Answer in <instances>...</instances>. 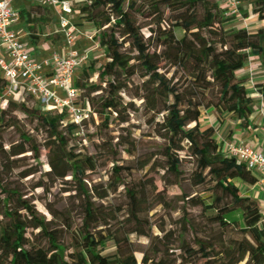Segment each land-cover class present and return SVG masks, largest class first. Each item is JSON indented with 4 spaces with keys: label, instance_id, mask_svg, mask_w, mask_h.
I'll return each instance as SVG.
<instances>
[{
    "label": "trees",
    "instance_id": "trees-1",
    "mask_svg": "<svg viewBox=\"0 0 264 264\" xmlns=\"http://www.w3.org/2000/svg\"><path fill=\"white\" fill-rule=\"evenodd\" d=\"M247 2L251 13L263 23L255 33L226 29L232 17H225L227 9L216 0H82L77 7L73 6V24L78 28L88 24L95 29L98 46L107 56V62L97 71V84H88L92 65L74 77L80 103L92 112L90 121L99 119L106 124L109 112L116 111L115 97L124 93L128 81L137 77L140 84L133 98L142 100L154 117H162L157 124L164 142L160 154L165 161V172L174 179L172 184L178 186L183 176L180 167L185 159L180 153L185 151L193 160L190 184L205 187L204 193L210 194L207 197L211 198L210 203L198 195L179 196L181 213L186 214V206L199 208L204 215L211 213L208 220L214 218L223 230L231 227L241 234L239 240H216L214 229L203 231L188 215H183L178 237L187 260L181 264H191L198 254L204 264H264V229L259 225V204L244 196L236 184L252 186L257 178L218 149L217 127L202 128L198 122L203 111L211 110L219 120L218 127L223 124L220 117L226 114L240 122V127L249 123L252 99L245 80L238 79L236 73L251 58L258 59L264 68V0ZM47 14V7L35 4L25 15L31 23L32 16H39L35 20L40 21ZM176 15L182 17L171 22L169 16ZM138 18L147 23H138ZM145 28L149 33L147 38L142 34ZM176 29L183 32L179 39ZM165 67L173 70L171 75L170 71L163 72ZM103 84L105 88L101 89ZM4 87L0 75V97ZM255 89L264 98V82ZM100 91L101 95L90 98V94ZM9 104L16 107L13 102ZM6 113L0 109V128L10 126L4 123ZM34 113L50 141L47 158L51 175L56 179L70 175L82 185L85 173L95 169L96 161L93 156L76 155L69 148V139L77 136V127L63 122V114L43 112L39 107ZM90 121L83 124V130ZM22 139L28 145L12 146L7 153L0 149L4 154L0 164L6 170L17 168L16 159L10 158L30 153L34 160L39 159L38 149L30 143V138L22 136ZM117 169L113 168L115 174H119ZM120 184L117 177L115 186ZM121 186L125 188L127 214L137 224L141 221L145 188L132 189L125 183ZM80 190L83 226L73 232L66 245L62 231L49 228L35 207L5 185L0 175V211L5 220L0 221V264H168L166 258L155 260L147 253L137 262L136 251L127 239L138 232L136 229L107 235L92 231L103 224L107 215L101 205L95 204L90 191L81 187ZM98 199L102 200L103 196ZM27 230L37 231L34 239L39 241L27 239ZM186 234L195 236L196 249L186 243ZM109 242L115 251L104 255Z\"/></svg>",
    "mask_w": 264,
    "mask_h": 264
},
{
    "label": "rangeland",
    "instance_id": "rangeland-1",
    "mask_svg": "<svg viewBox=\"0 0 264 264\" xmlns=\"http://www.w3.org/2000/svg\"><path fill=\"white\" fill-rule=\"evenodd\" d=\"M82 0L72 1L74 6H78ZM222 6L224 0H216ZM227 2H225L226 4ZM238 16L234 17L227 13L225 17L232 19L225 25L226 29L239 30L245 29L249 33H255L263 25L251 13V7L247 0H237ZM227 5V4H226ZM227 6L224 7L226 9ZM229 11V10H228ZM182 15L169 16L171 22L181 18ZM138 23L145 24L144 20L138 18ZM88 24L83 28L89 31ZM164 27L166 25L164 24ZM142 34L147 38L149 36L147 28L142 30ZM183 32L175 30V35L179 39ZM81 50L84 52L97 45V48L90 51L87 60L77 71L76 76H80L82 71L92 65L89 85L97 84V71L107 62V56L103 48L98 46L96 38L93 42L86 43L84 38L80 39ZM94 44V45H93ZM75 47V45H74ZM75 50V49H74ZM254 62H251L253 64ZM248 68L249 66L245 65ZM264 69V68H263ZM170 71L165 67L163 72ZM252 82L248 83L249 77L245 76L247 90L257 84L264 82V72L262 68L252 67ZM173 70L170 71L171 75ZM241 73L236 74L240 79ZM140 80L135 77L128 81V89L124 93H119L115 97L117 108L115 112H109L108 120L103 124L101 120L94 119L89 122L82 136L71 137L69 139V148L76 155L93 156L95 158V169L85 173L82 185L72 179L70 175L62 179H56L51 175L48 165V148L50 141L48 134L42 128L37 120L34 111L38 105L28 96H22L18 100H0V109L7 111L4 123L10 126H2L0 129V149L7 153L12 146L26 144L22 136H27L31 144L38 149L39 159L34 160L30 153H26L12 159H16V169L6 170L0 164V175L3 183L10 189H14L24 199L30 202L46 222L49 228L62 231L64 243L67 245L74 231L82 229V191H90L93 201L96 205L102 206V211L106 213L104 222L101 226L92 231H103L105 235L117 233L125 234L127 231L137 230V233L127 236L128 241L135 249V258L138 263L142 259V254L147 253L148 257L155 260L164 257L168 264H181L187 260V253L180 248V238L178 234L182 228L181 217L188 215L201 230L214 229L215 239L225 242L239 240L241 234L238 230L229 228L223 230L219 223L212 218L208 220L199 208L185 207L186 214L181 213L182 202L178 197L181 195H198L210 203V194H205V187H193L189 182V177L193 170V160H190L187 154L181 152L183 159L180 170L182 171L181 181L178 186L173 185L174 179L165 172V161L160 154V149L164 142L158 132L157 124L161 122L162 117H154L144 106L143 101L133 98L137 92ZM105 85L101 86L104 89ZM102 91L90 94V98L101 95ZM107 96L106 93L103 94ZM249 95V94H248ZM13 102L16 107L9 104ZM213 114V112H211ZM215 121L219 120L213 114ZM225 127L221 134L222 138L229 140V133L233 126L240 128L238 121L232 115H223L220 117ZM198 122L202 128L209 127V114L202 112ZM195 124L192 122L191 126ZM60 130H63L61 127ZM221 150V146L218 145ZM4 154L0 153V163ZM7 165V164H6ZM118 167L115 174L113 168ZM24 173H31L27 177H22ZM118 177L120 183L132 189L145 188V197L143 198L141 221H135L128 216V202L125 195L124 186H115V179ZM241 193L243 190L241 184L236 182ZM117 187V188H116ZM103 196L102 200L98 197ZM259 206H262L258 201ZM212 215V214H211ZM0 221L2 220L0 211ZM138 227V228H136ZM144 234H139V233ZM37 231L27 230L25 237L36 243L34 237ZM223 234V235H222ZM185 241L194 249L195 236L186 234ZM198 237L203 236L198 234ZM115 248L112 242L106 245L103 251L104 255L114 253ZM218 259V258H217ZM191 264H204V260L198 254L192 259ZM218 262V261H217ZM219 264V263H218ZM239 264H244L241 262Z\"/></svg>",
    "mask_w": 264,
    "mask_h": 264
},
{
    "label": "built area",
    "instance_id": "built-area-1",
    "mask_svg": "<svg viewBox=\"0 0 264 264\" xmlns=\"http://www.w3.org/2000/svg\"><path fill=\"white\" fill-rule=\"evenodd\" d=\"M12 1L0 0V48L4 53V56H0V72L5 81L0 100H18L24 95L28 96L41 111L63 114V122L75 125L76 135L82 136L83 124L90 121L92 112L87 105L83 106L80 103V91L74 86V77L87 60V54L80 55L74 50L81 33L73 24L75 12L72 1L26 0L55 11L59 32L68 49L65 56L53 52L40 63L31 58L26 45L10 31L11 26L19 19V14L11 6ZM226 4L227 13L237 17V0H227ZM96 35L95 29H91L84 37L93 41ZM246 64L251 73L250 59ZM215 139L226 158L234 159L237 164L244 165L256 176L263 196L262 206H259L261 212L259 225L264 229V153L241 141L226 140L218 133Z\"/></svg>",
    "mask_w": 264,
    "mask_h": 264
},
{
    "label": "crops",
    "instance_id": "crops-1",
    "mask_svg": "<svg viewBox=\"0 0 264 264\" xmlns=\"http://www.w3.org/2000/svg\"><path fill=\"white\" fill-rule=\"evenodd\" d=\"M223 2L224 3L222 4V7L224 8L225 6H227L225 4L227 0H224ZM32 5H35V3L26 0L12 1L11 6L19 14V19L13 26H11L10 31L15 33L18 40L24 45H26V48L31 55V58L38 63L49 58L53 52L58 53L62 57L65 56L68 49L65 46L64 39L59 32L58 18L55 11L51 8H47L49 15L47 14L46 16H44L43 20L40 21L35 20L38 19L39 16L34 15L32 16L34 21L28 23L27 16L25 14L29 9V7ZM260 26H262L261 23ZM89 28H90L89 31L93 29L92 27ZM79 31L81 34L75 43L74 49L80 55L87 54V58H88L90 51L96 49L97 45L92 46V48L87 49L85 52L84 50L82 51L80 48L81 38H84L86 40V43H91L93 41H89L84 37L83 32L86 31L84 28H79ZM0 56H4V53L1 48H0ZM250 61L254 62L251 65V68L259 67L262 68L264 72V69L260 65L258 59L251 58ZM239 73L241 74L238 77L240 79L245 80V83H247L248 81L244 79L246 78L245 76L249 77L248 83H251L253 76L255 75L253 71L249 73L248 68L245 66L236 74ZM0 75L2 76L1 72ZM247 93L252 99V114L249 118V123L246 127L236 128L233 126L232 132L229 134L230 136L229 140L241 141L244 144L251 146L255 150L264 153V98L263 96L261 97V95L257 91H255V88H251L247 90ZM211 112H212L211 110L205 111L206 114H209L210 120L213 121L210 123V126L217 127L216 133L222 134L225 125L223 123L221 126L218 127V123L215 121V118ZM241 188L243 190L244 196L253 198L257 202L259 201L262 203L263 196L260 191V186L258 182L252 186L241 185Z\"/></svg>",
    "mask_w": 264,
    "mask_h": 264
}]
</instances>
